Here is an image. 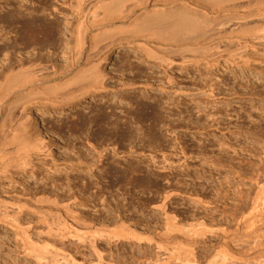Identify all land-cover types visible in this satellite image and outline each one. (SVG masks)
<instances>
[{"label": "rangeland", "instance_id": "374dc122", "mask_svg": "<svg viewBox=\"0 0 264 264\" xmlns=\"http://www.w3.org/2000/svg\"><path fill=\"white\" fill-rule=\"evenodd\" d=\"M71 2L75 3L74 0H0V16L4 18L0 17V47L6 45L5 54L0 55V60L5 61L6 54L13 60L19 56H30L31 50L41 47L39 43H35V40L44 42L39 53L45 59H55L56 62L58 60L57 63L70 59L73 49L75 50L73 48L76 42L75 27L79 21L77 13L70 10L73 5ZM65 3H68L67 7ZM175 3L190 4L204 16L214 15L207 6L198 4L196 0H153L146 8L134 9L132 16L135 13L165 8ZM127 4L129 6L130 1ZM97 11L98 15H101L99 17L104 15L103 7L97 8ZM34 22L38 24L42 22L46 30L36 38L30 36ZM129 22L103 20L98 23L99 25H92L93 28L90 26L83 34L85 46L90 45L91 34L100 35L105 30L116 32L114 29L121 30L127 27ZM213 24L218 25L216 21ZM54 27L57 28L58 35L56 40H51V29ZM128 34L124 32L116 37L124 40ZM105 41L107 42L106 39L103 40ZM152 43L157 44V41ZM120 46H114L107 53V61H104L103 69L108 75L109 85L106 97H97L90 104L83 103L70 109H62L63 111L59 108L34 105L30 108L25 107L32 114L29 129L32 132L35 130L41 132L53 153L52 156L34 155L33 159L31 158L33 167H28L29 169L25 171L12 168L9 175L3 177L4 188L0 187V192L1 189L2 192L3 190L14 192L27 188L18 192L31 193L33 190L32 193H35L41 188L45 190L47 188L50 192L55 190L53 192L59 193L61 197L74 195L78 197L77 205L82 203L74 207L83 213L84 217L86 215L87 219L94 216L91 220H96L95 222L100 220L102 223L99 221L98 225L106 223L114 226L112 220L120 213L122 219L127 225H131L132 229L141 233L148 231V234L156 237L155 228L158 229L159 226V229H162L164 225L163 215L157 211L159 209L156 205L161 202L159 201L162 198L161 193L175 189L176 193L173 191L174 195L169 203L171 204L168 207L169 212L174 213V216L177 215L176 218H179L180 222L181 219L184 220L185 223H181L187 226L191 221L195 223L193 221H197L200 215L205 220L200 219L210 224L208 227L212 231L215 230L214 233L208 231L203 239L200 238L193 243L196 254L199 253L197 256L201 258L208 252H214L221 245L220 241H223V237H220V231L216 228L218 227L219 230L224 226L228 228L227 226L232 222L236 227L238 222L236 220L252 206V198L264 190L261 188L262 185H258L264 183V173H262L264 170L261 171L264 169V166L261 168V165H264L262 162L264 161V44L261 40L250 42L248 58L237 61L235 66L228 62L226 56L220 58V65H216L215 70L209 69L206 65H195L190 63L191 61L186 62L185 67L178 63L171 70L173 73L170 71L174 77L179 78L175 84L177 86L165 89L160 82L166 76L163 69L153 66L154 63L149 59L146 60L141 51L134 47L125 45L126 47L120 48ZM34 51L37 53L38 50ZM177 58L174 57L176 61H182ZM250 63L252 64L249 65ZM18 65L14 67L19 68ZM146 66L153 68L150 70ZM2 69L5 73L2 74L0 70V82L9 71L5 67ZM151 73H154L155 77ZM148 78L153 81L155 90L149 92L139 87H122L125 80H135L137 85L141 86ZM49 79L47 82L54 83L60 82L64 77L58 75ZM141 91L146 95L143 94L142 97ZM167 91H171L169 94L171 99L165 104L163 100L168 98ZM15 95L14 93L11 97L0 101V118L6 108L3 107L4 104L13 100ZM147 95H157L158 103L154 99L151 103L157 105L162 102L163 105L159 104L161 107L157 105L158 108L156 105L151 108L138 107L136 104L139 103L138 100L144 102L152 100ZM160 99L163 100L160 102ZM23 108L12 107V120L15 122L13 121V126L8 127L9 131L16 128ZM99 108L102 112L97 115ZM102 155L103 157L99 159ZM93 160L94 162H91ZM134 168L138 170L135 171ZM258 171L263 175L260 176ZM258 180L262 182L256 183ZM197 197H201L202 202H196ZM232 215H237V218ZM29 216L32 218L30 213H25L26 219ZM226 222H229V225ZM33 224L37 225V221L34 220ZM220 226L222 229L219 228ZM230 226L229 230L232 227L234 229L232 224ZM244 230L247 232L243 233ZM249 230L242 229L241 233L232 237L253 238L262 234L259 230V233L255 231L252 233V230ZM133 241H124L116 245L111 243L110 246L106 241L101 246L104 247L106 258L115 260L114 264H136V262L139 264L143 261V257L152 256V248L155 250L153 243L149 245L146 242L140 244L139 241L135 243ZM141 251L147 252L144 254ZM85 253L87 256L91 252ZM142 254H144L142 257L139 256ZM260 254L259 250L251 253L249 257ZM238 255V258L250 259L248 256ZM119 261L121 262L117 263ZM0 264H35L32 257L22 252L13 231L3 222H0Z\"/></svg>", "mask_w": 264, "mask_h": 264}, {"label": "bare ground", "instance_id": "6f19581e", "mask_svg": "<svg viewBox=\"0 0 264 264\" xmlns=\"http://www.w3.org/2000/svg\"><path fill=\"white\" fill-rule=\"evenodd\" d=\"M74 1V4L71 2L73 5H71L72 9L70 8V10L71 12L77 13L79 21L75 27L76 42L75 47H73L75 50L73 49L74 52L71 54L70 59L67 58V60L65 59L66 61L61 60V63H57L58 60L56 62L55 59H45L44 56L39 53L44 42L42 40L38 42L35 40V43H39L41 46L40 48L35 47V49L38 50L37 53L34 51L35 49H33L31 50L30 56L25 57L24 55L18 57V54V58L15 60L6 54L5 61L4 59L0 60V70H4L2 69L4 67L9 69L5 78L0 82V101H4L14 93L16 94L13 100L4 104L3 107L6 108L0 118V187H3V177L9 175L12 168H19L25 171L29 169L28 167H33L31 165H33L32 157L34 155L52 156L53 150L50 144L46 142L47 139L40 134L41 132L38 133L37 130L32 132V130L29 129L31 127L30 121L32 114L27 111V108L34 105L35 107H52L61 110L70 109L82 105L83 103L90 104V102L97 97H106L109 85L108 75H106L107 73H105L106 71H104L103 65L104 61H107V53L114 48V46L121 45L120 48L126 47L125 45L134 47L141 51L143 54L141 55L144 56L146 60H151L154 63L153 66L163 69L166 76L162 80H160V78L158 79L165 89L167 87L171 88L177 84L179 78L177 79L174 77L171 74V72L173 73L171 70L174 69L178 63L183 64L185 67L187 65L186 62L191 61L190 63H194L195 65L202 64L212 69L216 65H220L221 57L226 56L228 62L235 66L237 61H241L246 57L248 58L249 55L247 51L250 42H255L256 40L260 42L261 40L264 44V0H196L198 4L202 3L208 7L209 11H213L214 15L212 16L201 15L200 11L199 13L187 3H175L167 5L165 8L150 9L148 11H142L141 13L139 12V14L135 13L134 16H132V11L134 9L138 7H140V9L146 8L149 2L153 0H91L93 3L91 1L88 2L89 0ZM128 1L131 3L129 6L127 4ZM67 4L65 3L66 7ZM99 7L104 8V15L102 17H99L100 14L98 15L99 12L97 8L99 9ZM0 17L4 19L3 16ZM103 20H128L130 22L127 27H123L121 30H119L120 28H118V30L114 29L116 32L113 30L107 32V30H105L106 32L103 31L105 33L101 32L102 34L100 35H95L96 33L93 35L91 34L89 36V42L91 43L86 47L84 42L85 35L83 36V34L89 30L88 28H90V26L92 27V25L100 24ZM214 21L218 24H216L217 26L213 24ZM32 28L30 36L33 38L38 37V35L45 30V26L42 22H40V24L34 22ZM124 32L129 33L124 37V40H122L121 37H116L118 34ZM51 35V40L57 39V28L54 27L51 29ZM104 39H106L107 42H103ZM153 41H157V44H153ZM5 48L6 45L5 47H0V55L2 53L5 54ZM174 57H178L179 60L181 59L182 61H176ZM144 59L142 61H144ZM244 62L245 61H243V63ZM16 64H19V68L14 67ZM251 64L252 63L249 65ZM223 65L225 66L226 64ZM148 67L149 69L153 68L150 66ZM183 70H185V68ZM3 72L5 73V71H2V74ZM58 75L63 76L64 79L60 82H47L49 78ZM129 79L128 81L123 80L122 87H139L149 92L156 89L150 78L142 83V87L140 85L138 86L135 80L130 81ZM112 83L113 82H111V84ZM170 92L171 91H167L168 98L165 96L167 99H160V102L163 100L166 104V102L171 99L169 95ZM143 94L142 92V97ZM147 96L152 100L147 102L138 100L139 103H136L138 107H155L156 104H152V101L153 99H158L156 97L157 95ZM87 99L89 101H86ZM129 102H131V100ZM156 102L158 103L157 100ZM159 104H162V102ZM159 104L157 105L160 106ZM157 105L156 107L158 108ZM19 106L24 108L20 112L21 115L17 121V125L15 124L16 128L14 126L15 129L10 130L12 131L10 132V128L8 127L13 126L12 124L14 121L12 120V107ZM97 106L100 107V105ZM97 111V115H100L102 112L100 108L97 109ZM147 117H149V115ZM96 151L98 152V149ZM102 157L103 155L99 159ZM91 162H94V160ZM262 162L264 163L263 160ZM263 166L262 164L261 168ZM134 169L135 171L138 170L137 168ZM262 170L264 169H261V171ZM262 173L264 172L262 171ZM262 173L259 175L261 176ZM259 175H257L258 178ZM261 180L256 181V183ZM263 184L260 183L258 185H262L261 188H264ZM56 185L58 186V184ZM58 187V189H60V186ZM25 189L27 190V188ZM25 189H19L18 191H25ZM41 189L35 191V193H32L33 190L31 193H27L28 191L23 193L14 190V192H9L11 191L9 189V191L3 190V192L1 189L0 192V222L5 223V225L11 228L16 239L19 241L22 252L26 254V256L32 257L35 264H114L113 261L115 260L111 261L106 258L104 247H102L101 244L107 241L110 246L111 243L116 245L120 242H130L133 240H135V242L139 241L138 243L140 244L141 242H146L149 243V245L152 243L155 245V250L152 248L151 251L152 256H150V254V257H143V261L139 264H264V190H262L263 193L258 192L259 194L252 198V206L247 208L243 214L240 215L241 217L236 220L238 222L234 221V223H237L236 227L233 225V222L230 223V225L232 224V226H234V229L233 227L232 229L230 228V230L228 229L230 226L228 224L229 222H226V224L229 225L227 226L228 228H225L226 226H224L223 229L220 226L219 228L222 230H219L218 227L216 228L220 231V237H223V241H220L221 245L218 246V249L214 252H208L206 255H201L203 258H200L199 255L197 256L199 253L196 254L195 252L196 249L193 243L200 238L203 239L205 234L211 230V228L208 227L210 224L206 223V221H202L205 219H202V216L198 215L202 220L198 217V219L196 218L197 221H193L195 223H191L192 221L189 220L191 222L188 223L189 225L187 226L182 224L184 220L182 221L181 219V223L180 220H178L179 218H176L177 215L174 216V213L171 214L168 207L171 205L169 203L172 201V195H174L173 193L176 191L173 188L171 189H173V191L175 190L174 192L169 189L161 193L162 195L160 196H162V198L159 199L161 202L156 205L159 209L157 211H160V214L163 215V219L160 218L163 220L162 222L164 224H162V229H159V226L157 227L159 230L155 228L156 237H154L153 234H148V231L141 233L138 232L139 230L136 231L132 229L130 227L131 225L129 226L125 223L120 213V215L117 214L115 219L113 218L114 220H112L114 226H109V224L106 223L98 225L99 223L97 222L100 220L97 222H95L96 220H91L94 216L91 219H87L86 215L85 218L83 213H80L77 208L74 207V205L78 204V200L76 201L78 197L74 195L70 197H61L62 195L59 193L58 195L53 192L55 190H53L52 193L48 191L47 188L46 190ZM63 196L66 195L63 194ZM201 197H197L198 200L196 199L197 201H195H201ZM193 198H195V196ZM27 212L30 213L32 218L29 216V218L26 219L25 213ZM115 213L118 212L115 211ZM234 216L237 218V215H232V217ZM111 219L112 218H110V221ZM199 219L201 220L200 222L198 221ZM34 220L37 221V225H32ZM105 221L106 220H104V222ZM38 223H40V225H38ZM222 225L224 224L222 223ZM248 227H250V230ZM140 229L143 230L142 228ZM242 229L252 230V233H254V231L257 233L259 230L262 234L253 238H243L241 236L232 237L234 234L238 235L241 233ZM214 231L215 230L212 232L214 233ZM246 232L245 230L243 231V233ZM217 235L219 236V234ZM217 240L219 241L218 238ZM88 250L91 253H89ZM259 250L261 253L259 256L251 255L252 257H249L251 253L256 251L259 252ZM86 251L89 253H87L88 257L86 256ZM146 252L144 253L141 251V253L144 254H146ZM144 254L139 256L142 257ZM237 254L248 256L250 259L238 258ZM120 262L121 261L117 263Z\"/></svg>", "mask_w": 264, "mask_h": 264}]
</instances>
